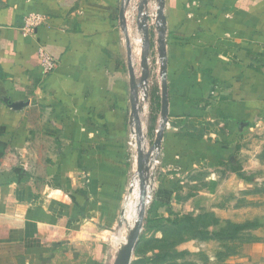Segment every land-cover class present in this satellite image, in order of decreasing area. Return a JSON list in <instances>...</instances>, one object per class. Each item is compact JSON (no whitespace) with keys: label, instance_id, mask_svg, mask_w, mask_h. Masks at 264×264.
I'll return each instance as SVG.
<instances>
[{"label":"crops","instance_id":"crops-1","mask_svg":"<svg viewBox=\"0 0 264 264\" xmlns=\"http://www.w3.org/2000/svg\"><path fill=\"white\" fill-rule=\"evenodd\" d=\"M122 8L124 0H0V264H115L132 228L125 204L137 172L126 146ZM163 15L167 128L161 165L148 158L144 179L185 167L239 180L246 168L224 139L235 140L232 123L249 112L237 76L264 83V0H164ZM28 17L40 24L24 35ZM40 53L55 62L49 74ZM175 192L172 181L157 187L149 229L180 216ZM245 249L237 264H264V242Z\"/></svg>","mask_w":264,"mask_h":264},{"label":"rangeland","instance_id":"rangeland-1","mask_svg":"<svg viewBox=\"0 0 264 264\" xmlns=\"http://www.w3.org/2000/svg\"><path fill=\"white\" fill-rule=\"evenodd\" d=\"M142 3L143 0H124V9L127 13L123 19L120 18L124 27V40L126 38L129 49L128 75L131 67L134 76H138L137 84H140L144 74L141 56L146 42L142 22L150 39L145 49L148 77L143 88H138L135 94V111L133 112L131 108L130 132L126 146L132 166L135 165V161L138 162L140 150L142 157L148 155L151 164L159 169L161 151L160 146L158 149L155 147V140L159 129L163 126L164 132L167 128V121L163 124L160 114L163 63L157 41L158 28L161 25L157 18L160 1L148 0L146 9L139 11ZM256 71L258 73L260 69ZM247 76L248 73L245 75V72L237 76L240 79L237 81L240 82L237 83V100L249 101L250 113L243 112L232 123L236 130L235 140H229L228 137L224 140L228 146L234 147L236 144L237 159L241 164L237 163L246 168L243 174L248 176L249 181H241L242 179L238 178L229 180V177H208L214 181L212 182L214 187L210 188L211 193L208 194L205 189L208 178L200 171H195L191 175L182 167L184 172L175 170V176L168 174L167 177L155 175V181L151 179L154 177L152 174L150 179L145 180V213L142 230L135 245V254L140 257L133 258L131 264H237L239 259L237 257L246 253V246L264 242V98L260 95L262 89L264 90V83L252 82L251 85V79H245ZM261 77L264 79V73ZM129 90L132 95L130 83ZM213 94L214 92L211 96ZM204 101L207 107L209 101ZM184 135L190 134L186 131ZM220 139L222 138L219 136ZM151 164L146 162L147 167ZM249 173L251 174L248 175ZM132 177L126 206L134 199L135 181L139 183L137 172ZM164 180L172 181L175 189L179 191L172 197V206L178 210L180 216L170 219L176 223L159 220L157 224L154 223L156 225L153 226L154 229H149L145 216L147 219L156 189ZM128 224L133 227L130 221ZM127 233L128 228L124 242Z\"/></svg>","mask_w":264,"mask_h":264},{"label":"water","instance_id":"water-1","mask_svg":"<svg viewBox=\"0 0 264 264\" xmlns=\"http://www.w3.org/2000/svg\"><path fill=\"white\" fill-rule=\"evenodd\" d=\"M160 1V6L158 8V13H157V18L161 21V25L159 26V35H158V45H159V54L163 59V63L161 66V75H162V94H161V109H160V114L162 117V122L163 124L166 123L167 121V113H168V100H167V84H166V60H165V48H164V34H165V17L163 15V7H164V0H159ZM148 0H143L142 5L139 7V11H142L144 9V6L147 5ZM124 17V10L123 8L120 11V18L123 19ZM145 21V19H143ZM124 21V20H123ZM144 27V38L146 42V46L144 48V51L141 56V64L142 68L144 70V74L142 76V79L140 81V84H137L133 75V70L131 67H129V82L131 84V89H132V95H131V102H132V111H135L134 108V99H135V94L138 90V88L143 87L147 77H148V66H147V52H146V47H147V42H148V31L144 26V22H142ZM21 104L14 105L13 108L18 109L21 108ZM135 121H137V118H135ZM138 131V127H136ZM163 137V126L159 129L157 133V137L155 140V147L158 149L161 140ZM148 155L146 157H142V153L139 150L138 151V162H137V173H138V179H139V189H140V196H141V201H140V207H139V212H138V217L137 220L134 224V226L130 229L127 239L123 246L121 247L115 264H129L133 255V251L135 248V245L139 239L141 230H142V222H143V217L145 213V179L143 177V163L148 159Z\"/></svg>","mask_w":264,"mask_h":264},{"label":"built area","instance_id":"built-area-1","mask_svg":"<svg viewBox=\"0 0 264 264\" xmlns=\"http://www.w3.org/2000/svg\"><path fill=\"white\" fill-rule=\"evenodd\" d=\"M39 24H40V21L38 20L37 17H28L27 19H25L24 27H23L24 35L32 34L33 28ZM39 62H40L41 70L43 74L45 75L52 72L55 68V62L53 61V59L44 53L39 54ZM131 186H133V184H131ZM146 203H147V200H146Z\"/></svg>","mask_w":264,"mask_h":264},{"label":"bare ground","instance_id":"bare-ground-1","mask_svg":"<svg viewBox=\"0 0 264 264\" xmlns=\"http://www.w3.org/2000/svg\"><path fill=\"white\" fill-rule=\"evenodd\" d=\"M133 197H134V199L127 203L126 216L128 218V221H130L131 224L134 226V224L137 220V217H138V212H139V207H140V198H141L138 181H135V188L133 190Z\"/></svg>","mask_w":264,"mask_h":264},{"label":"trees","instance_id":"trees-1","mask_svg":"<svg viewBox=\"0 0 264 264\" xmlns=\"http://www.w3.org/2000/svg\"><path fill=\"white\" fill-rule=\"evenodd\" d=\"M144 9H146V5L144 6ZM147 39H148V43H149V41H150V39H149V33H148ZM237 176L240 179L244 180V181H249V178L248 177H245V175L240 171V169H237ZM174 219H176V218H174ZM167 222H174V223H176V221H171V220H167Z\"/></svg>","mask_w":264,"mask_h":264}]
</instances>
